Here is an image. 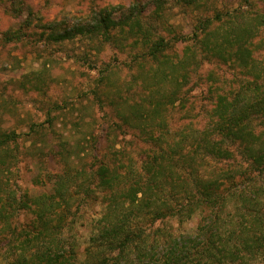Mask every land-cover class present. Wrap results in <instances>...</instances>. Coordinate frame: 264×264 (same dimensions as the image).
Returning <instances> with one entry per match:
<instances>
[{
  "label": "trees",
  "instance_id": "obj_1",
  "mask_svg": "<svg viewBox=\"0 0 264 264\" xmlns=\"http://www.w3.org/2000/svg\"><path fill=\"white\" fill-rule=\"evenodd\" d=\"M6 1L10 6L22 4L21 0ZM20 10L17 8L16 12ZM12 18L21 16L16 14ZM223 18L215 15L214 19H205L201 24V31L206 33L203 41L196 35L192 41L204 49L203 60L209 54L234 61L233 56L237 55L240 66L253 72V80L248 84L240 82L232 97L224 92L218 94L217 88L208 89L205 99L209 108L203 107L201 112L209 123L195 128L190 122L193 119L188 97L193 85L201 80H188L192 74L186 71L187 67H200L202 61H197L194 47L187 44L180 49L181 55L176 54L179 59L174 64L167 54V41L159 37L149 45L150 34H142L146 50L137 55L142 58L137 65L155 66L148 71L152 70L151 77L157 79L156 93H160L161 85H172L169 93L163 94L164 103L161 104V98L156 99L149 104L150 111L133 106L128 114L118 113L127 125L124 130L135 131V138L148 146L145 159L139 166L129 160L127 165L111 167L102 157L96 160V169L87 173L67 165L60 173L37 178L35 182L48 187L49 192L33 196L0 184V264H264V140L253 130V121L264 116V64L257 67L253 63L248 39L254 33L249 25L239 28L238 33L237 26L219 36L207 32L213 20ZM21 23L22 28L31 25L27 20ZM140 23L136 16L115 20L108 12L100 11L83 26H49V32L39 37L43 35L52 43L77 35L110 38L113 30H139ZM2 39L20 42L22 37L7 31ZM39 81L38 74L32 80L25 76L21 86L28 83L39 91ZM191 82V86L181 90ZM215 93L217 96L213 97ZM175 103L187 124L172 126L175 131L170 133L167 117H173ZM165 105L169 107L164 111ZM155 118L158 120L153 124ZM29 129L38 132L37 126L31 125ZM20 137L14 131H0L1 176L18 159ZM233 151L241 156L243 164L235 163ZM198 152L233 162L202 176L192 172ZM60 156L66 165L67 158ZM177 171L185 174L176 176ZM166 187L173 192L169 196L165 194ZM96 192L107 196L106 211L97 221L96 232L80 262L79 246L70 236V229H66L67 216L73 215L74 199L87 200L96 197ZM229 205H234L233 213L229 212ZM21 215L25 216L22 221ZM194 215H199L200 220L192 233L175 234L164 223L174 219L182 224ZM157 221L159 225L155 226Z\"/></svg>",
  "mask_w": 264,
  "mask_h": 264
},
{
  "label": "rangeland",
  "instance_id": "obj_2",
  "mask_svg": "<svg viewBox=\"0 0 264 264\" xmlns=\"http://www.w3.org/2000/svg\"><path fill=\"white\" fill-rule=\"evenodd\" d=\"M21 3V7L10 6L6 0H0V131L21 134L17 139L18 159L0 175V184L13 187L20 194L33 196L49 192L48 187L38 185L36 179L46 173H60L67 165L87 173L96 169V160L102 157L111 167L127 165L129 160L139 166L145 159L148 146L135 138V131L124 130L127 125L121 122L118 113L128 114L129 107L133 106L150 111L149 104L156 99L161 98V104L164 103L163 94L169 93L172 85H161L160 93H156L154 82L157 79L151 77L152 70L148 71L155 66L137 65L142 60L137 55L146 50L142 34H150L149 45L159 37L167 41V54L174 64L179 59L176 54L181 55L180 49L187 44L194 47L197 61H202L200 67H187L186 71L192 74L188 80H201L193 85L188 97L193 119L190 122L195 128L209 123L201 112L203 107L209 108L205 99L208 89L217 88L218 94L224 92L232 97L240 82L248 84L254 78L249 67L240 66L237 55L233 56L236 61L208 53L202 59L204 49L192 39L196 35L203 41L206 33L201 31V24L205 19L224 16L222 21L213 20L207 29L213 36L234 26L238 27V33L239 28L249 25L254 33L253 38L248 39L253 63L257 67L264 64V0H21ZM17 8H21L20 13L16 12ZM100 11L108 12L115 20L136 16L141 28H134L133 35L127 27H121L113 30L110 38L77 35L59 43L46 41L43 35L39 37L49 32L46 29L49 26L60 29L83 26ZM16 14L21 18H12ZM26 20L31 25L22 28L20 23ZM7 31L17 32L22 40L6 42L2 38ZM253 46H256L255 51ZM37 74L41 80L39 91L28 83L21 86L25 76L32 80ZM192 82L181 90H186ZM178 105L173 106L176 108L173 117H167L170 133L175 131L172 126L187 124L181 119ZM168 107L165 105L162 109L165 111ZM31 125L37 126L38 132L30 131ZM253 125L255 133L261 134L264 140V116L256 118ZM25 133L30 136L22 135ZM233 154L235 163L243 164L241 156L235 151ZM60 155L67 158L66 165ZM38 159L41 162L38 163ZM230 161L233 162L198 152L192 172L206 176L217 168L227 167ZM178 174L183 176L185 172L177 171L176 176ZM172 193L166 187L165 194ZM79 195L83 196L81 192ZM94 196L87 200L74 199L73 215L67 216L66 229H70V236L79 246L80 262L84 260V249L90 237L96 232L97 221L106 211L107 196L101 192ZM227 208L233 213L234 205ZM24 218L21 215L19 219ZM199 220L200 216L194 215L182 224L174 219L164 223L171 232L184 234L194 232Z\"/></svg>",
  "mask_w": 264,
  "mask_h": 264
}]
</instances>
